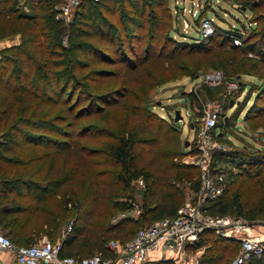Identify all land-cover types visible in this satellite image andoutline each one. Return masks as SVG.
<instances>
[{
  "label": "trees",
  "instance_id": "trees-1",
  "mask_svg": "<svg viewBox=\"0 0 264 264\" xmlns=\"http://www.w3.org/2000/svg\"><path fill=\"white\" fill-rule=\"evenodd\" d=\"M233 1L255 7L264 0ZM168 2L84 0L65 22L56 16V0H0V39L19 35L0 49V230L14 243L30 244L43 234L55 242L70 223L60 237L61 255H113L109 240L124 242L135 227L174 215L198 190L200 169L183 159L198 151L195 137L183 149L178 125L152 111L148 95L169 79L198 75L208 66L228 74L247 66L263 77L264 57L248 62L234 51L245 42L247 53L264 54V22L257 17L228 29L214 23L211 35L176 39L164 31ZM203 17L198 14L199 23ZM215 35L230 49H220L226 44L220 42L212 50L205 40ZM217 90L203 83L197 94L186 93L196 104L193 116L201 114L198 96L213 99ZM263 111L251 106L245 115ZM216 126L215 137L224 142L229 115L219 116ZM211 157L214 171L227 172V185L205 202V210L264 218V152L231 147L213 150ZM200 235V264H231L238 240L209 229ZM249 264H264V252Z\"/></svg>",
  "mask_w": 264,
  "mask_h": 264
},
{
  "label": "built area",
  "instance_id": "built-area-1",
  "mask_svg": "<svg viewBox=\"0 0 264 264\" xmlns=\"http://www.w3.org/2000/svg\"><path fill=\"white\" fill-rule=\"evenodd\" d=\"M56 1V16L64 20L65 17L71 18L75 8L84 0ZM213 31L212 19L201 18L200 36H207ZM232 40L236 45L241 43L237 36ZM201 76L202 82L210 86L222 82L229 87L236 85L235 80H227L225 73L220 70L204 72ZM193 91L197 94L195 87ZM198 98L201 114L193 116L192 111L186 112L188 119L192 121L198 151L189 154L184 160L199 167L200 186L190 193L174 215L155 219L150 224L139 227L124 242L109 240L108 247L114 253L109 256L101 252L88 256L61 255V238L52 242L47 237H42L30 244H16L0 230V264H140L167 258L168 254L182 257L187 255L192 260L190 264H200L199 259L205 245L196 247V243L206 229L218 236L239 241V251L232 258L231 264H249L252 255H261L264 252V223L242 216L213 215L204 208L205 202L222 193L227 185V172H217L211 168L212 151L226 146L215 137L219 110L208 100ZM136 185H143L141 178L136 180ZM138 212L139 208L135 206L133 215ZM124 215L121 212L119 216ZM70 229L69 223L65 232ZM189 252L192 253L189 255Z\"/></svg>",
  "mask_w": 264,
  "mask_h": 264
},
{
  "label": "rangeland",
  "instance_id": "rangeland-1",
  "mask_svg": "<svg viewBox=\"0 0 264 264\" xmlns=\"http://www.w3.org/2000/svg\"><path fill=\"white\" fill-rule=\"evenodd\" d=\"M168 1L167 5L170 12L169 28L164 31L169 32L176 39L192 41L200 37L198 14L211 18L213 23L225 29L238 26V24L242 22L249 24L250 20L256 19L257 17L261 18L260 24L264 22V1L255 7H245L244 4H240L233 0ZM72 18L73 16L71 18L65 17L64 21L69 22ZM252 24L255 25L254 22H252ZM260 24H258V26ZM247 33V30H245V34L243 35V39L245 40ZM18 41L19 35L0 39L1 49ZM205 41L207 45L212 46V50H217L218 47L216 45L220 44V42L223 44L226 43L221 36L216 35L213 36L209 42L207 40ZM243 45L246 46L245 42H243ZM243 45L240 46L238 50L234 51V54L238 56V58L247 59V61L250 62L264 57V54L259 51H257L258 54L254 56L252 53H247ZM220 49L229 50L230 46L226 43ZM260 49L263 50L264 47ZM260 65L262 67L261 69H264V63ZM106 67L114 68L116 66L107 65ZM213 70L223 71L227 80L236 81V85L232 87L227 86L225 82L215 85L218 86V90L215 92L213 99L210 97L204 98V93L200 94L202 99L208 100L211 105L219 110V116L223 114L229 115L230 126L226 129L225 136L227 140H224L226 148L248 147L252 150L260 149L264 152V113L258 114L255 118L253 116L252 118H250V116L246 118L245 115L251 106L264 109V76L260 77L258 74L251 72L247 66L239 73L235 72L234 68H231L230 70L232 72L229 74L222 66H208L200 70V74L198 75L181 74L173 79H169L151 89L148 95V102L152 111L156 112L161 117L165 115L170 121L176 122L178 125L177 135L179 142L183 146V149L190 147L195 136L194 129L191 127L186 112L191 113L190 111H195L196 104L189 99L186 93L192 91L194 87L199 89L203 84L201 74ZM258 97L259 99L257 100ZM176 109H179L180 112V116L177 119H175L174 115H171ZM250 115H252V113ZM219 130V127H217V132ZM186 141H188L187 144H185ZM187 157L188 155L184 156L183 159ZM140 189L141 185L134 184V195L137 199H139ZM186 198H189L188 194ZM228 215L235 216L234 213ZM256 221H258L257 223H264V218H257ZM67 225L68 223L62 228L61 234L56 236L55 239L60 238L65 233ZM137 228L138 227H135L133 232L136 231ZM42 237H47V235L43 234L39 239ZM117 240L121 242L119 239ZM191 253L189 252V255ZM167 259L170 262L169 264H190L192 261L189 259V256L185 255V257H182L178 254H168Z\"/></svg>",
  "mask_w": 264,
  "mask_h": 264
},
{
  "label": "water",
  "instance_id": "water-1",
  "mask_svg": "<svg viewBox=\"0 0 264 264\" xmlns=\"http://www.w3.org/2000/svg\"><path fill=\"white\" fill-rule=\"evenodd\" d=\"M175 119H177L179 116H180V112H179V109H176L175 110ZM188 141L185 142V144H187Z\"/></svg>",
  "mask_w": 264,
  "mask_h": 264
}]
</instances>
